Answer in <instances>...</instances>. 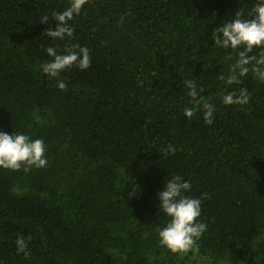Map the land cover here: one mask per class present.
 Instances as JSON below:
<instances>
[{"label": "trees", "instance_id": "trees-1", "mask_svg": "<svg viewBox=\"0 0 264 264\" xmlns=\"http://www.w3.org/2000/svg\"><path fill=\"white\" fill-rule=\"evenodd\" d=\"M69 2L0 0V131L42 139L47 157L0 168V264H196L158 242L157 194L176 175L201 200L200 255L264 264V82L250 70L228 85L243 49L212 40L255 0H87L70 36L49 38ZM72 45L91 65L63 71L61 90L41 65L48 46ZM185 80L215 105L211 124L202 109L184 115ZM241 88L247 104L221 103Z\"/></svg>", "mask_w": 264, "mask_h": 264}, {"label": "clouds", "instance_id": "clouds-1", "mask_svg": "<svg viewBox=\"0 0 264 264\" xmlns=\"http://www.w3.org/2000/svg\"><path fill=\"white\" fill-rule=\"evenodd\" d=\"M87 0H70L68 7L63 11L53 12L56 28L47 30V36L52 39H63L71 35L70 21L81 13ZM250 17V18H249ZM43 24L49 21L48 15L39 18ZM214 45L223 49H238V58L229 66L226 83H238L249 71L256 79L264 82V0H255L251 8L236 13L233 18L226 21L213 31ZM254 48L261 50L260 55H249ZM51 57L41 65V71L50 79L58 78L61 73L73 65L80 70H86L91 65L90 50L87 47L72 45L65 52H58L53 46L46 48ZM251 66V67H249ZM223 79V77H221ZM188 95L192 98L193 107H185L184 115L192 118L197 109L203 110L204 120L207 124L213 122L215 105L200 95L197 84L193 80H185ZM56 85L63 90L67 87L61 79H56ZM249 102V93L241 88L238 95L227 93L222 96L221 103L225 105H244ZM169 145L165 152H175ZM46 145L40 138L32 139L22 132L9 134L0 131V168L20 170L22 167L28 171L30 167L41 168L47 165ZM191 189L189 181L176 175L166 179L163 188L158 192L159 212L168 219L164 227L158 229L159 244L173 254H189L196 264H212L209 257L200 255L197 241L207 230V225L199 220L202 213L201 200L185 195ZM17 251L28 255L27 243L23 238L16 240ZM218 264H227L220 260Z\"/></svg>", "mask_w": 264, "mask_h": 264}]
</instances>
